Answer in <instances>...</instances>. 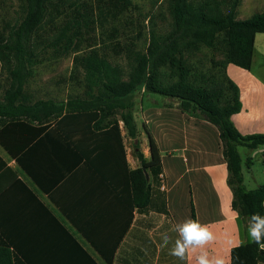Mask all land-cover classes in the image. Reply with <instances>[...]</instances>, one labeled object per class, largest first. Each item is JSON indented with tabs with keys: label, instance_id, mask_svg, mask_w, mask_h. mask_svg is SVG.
<instances>
[{
	"label": "crops",
	"instance_id": "obj_1",
	"mask_svg": "<svg viewBox=\"0 0 264 264\" xmlns=\"http://www.w3.org/2000/svg\"><path fill=\"white\" fill-rule=\"evenodd\" d=\"M260 33L255 35L250 69L233 63L225 67L241 102L231 120L243 135L264 134ZM149 98L142 123L158 146L165 184L161 189L158 175V182H151L148 207L134 208L131 216L126 182L114 179L105 165H114L116 157L103 156L100 164L97 154L90 152L94 135L88 131L62 132L54 121L35 120L19 127L18 135L10 134L14 139L6 141L12 152L0 142L5 163L0 166V239L14 246V264H108L102 253L112 250L110 264H198L202 252L210 260L223 258L230 264L231 248L252 241L247 219L231 206L217 128L198 111L183 112L177 103L156 104ZM119 128L128 167L136 168L140 162L128 142L136 144L137 138L127 136L122 122ZM238 151L243 183L247 189L255 188L264 182L252 169L256 161L264 163V145L240 146ZM141 153L149 158L147 136ZM186 221L206 227L214 239L203 248L190 249L180 260L170 250L178 238L176 225Z\"/></svg>",
	"mask_w": 264,
	"mask_h": 264
},
{
	"label": "trees",
	"instance_id": "obj_2",
	"mask_svg": "<svg viewBox=\"0 0 264 264\" xmlns=\"http://www.w3.org/2000/svg\"><path fill=\"white\" fill-rule=\"evenodd\" d=\"M67 1L21 0L23 18L7 41L0 38L1 66L2 62H13L12 67L10 64L7 67V84L0 98V142L8 147L6 140L14 139L10 134L18 135L19 127L28 126L35 120L39 124L54 121L62 132L66 128L73 132L88 131L86 134L94 135L90 152L97 154L100 164L103 156L116 157L114 165L112 162L105 165L114 172V179L126 182L131 216L134 208L142 211L148 207L151 182H158L162 167L158 146L144 124L149 158L145 159L137 152L140 165L128 167L119 122L127 136L136 139L138 128L132 112L134 93L142 90L156 93L175 99L177 108L183 112L198 111L217 128L228 171L227 183L232 192V208L248 223L253 214L264 216V182L252 189L245 187L238 151L240 146L253 149L264 145V134L243 135L234 126L231 115L240 111L241 102L237 85L225 72L228 63L250 69L255 35L264 32V10L237 19L241 0H166L172 18L170 31L159 36L151 30L148 45L142 52L126 43L119 47L127 61V71L92 48L74 58L75 67L84 73V97L71 98L65 103L32 100L25 91V82L32 72L27 67L33 56L32 37L48 17L63 10ZM99 1L104 5H98L99 12L104 13L106 8L113 16L126 11L131 4L130 0ZM77 13L78 16L71 19L73 22L65 24L53 41L58 44L66 37L67 28L73 27L72 36L65 39L66 51H77L81 28L87 27L92 20L87 13ZM202 47L211 50L221 47L223 59L216 63L221 66L220 73L212 69L208 73L197 71L192 57ZM106 161L109 160L106 158ZM0 166H5L1 159ZM143 168L150 180L146 179ZM191 215L194 218L192 205ZM13 249L14 246L0 239V264H14ZM102 254L110 264L113 250ZM260 262L264 264V249L253 241L231 248L230 264Z\"/></svg>",
	"mask_w": 264,
	"mask_h": 264
},
{
	"label": "rangeland",
	"instance_id": "obj_3",
	"mask_svg": "<svg viewBox=\"0 0 264 264\" xmlns=\"http://www.w3.org/2000/svg\"><path fill=\"white\" fill-rule=\"evenodd\" d=\"M130 1L131 4L126 11L113 16L106 8L103 10L104 13L99 12L98 5L104 7L99 0H68L59 14L48 17L32 37L33 56L27 64L32 72L25 82V91L30 94L31 99H49L57 103H65L71 98L84 97L86 89L84 73L79 67H75L76 55L85 54L94 48L127 71V61L124 53L119 51L120 46L126 43L142 52L148 45L151 30L159 36L166 35L170 31L172 18L166 0ZM239 5L241 6L237 7L238 10L240 9L238 14L236 13L237 19L248 18L254 12L264 10V0H241ZM77 12L87 13L92 20L88 22L87 27L81 28L82 35L77 51H66L65 39L72 36L73 27L67 28L66 37L58 44H54L53 41L65 24L73 22L71 19L78 16ZM23 16L21 0H0V38L3 42L8 40L11 31ZM261 38H264V32L257 36V39ZM259 47L256 45V49ZM259 51L264 53V48ZM10 54L13 55V52ZM222 59L221 47L212 50L202 47L193 54L192 62L200 73H208L211 69L220 73L221 66L216 63ZM9 64L6 62H2V66L0 64V98L7 84V67L8 65L12 67V60ZM149 97L155 99L156 104L169 101L173 106L177 103L173 98L156 93L143 90L134 93L135 104L132 112L138 127L137 144L133 140L128 142L134 156H137L136 151L141 152L144 138L147 136L142 126V109L150 103ZM136 146L138 149L135 148ZM252 169L256 175L264 178V163L256 161Z\"/></svg>",
	"mask_w": 264,
	"mask_h": 264
},
{
	"label": "clouds",
	"instance_id": "obj_4",
	"mask_svg": "<svg viewBox=\"0 0 264 264\" xmlns=\"http://www.w3.org/2000/svg\"><path fill=\"white\" fill-rule=\"evenodd\" d=\"M178 238L174 247L170 250V254L180 260H184L188 251L197 248H203L209 241L214 239L211 232L204 226L195 222H184L177 224L175 228ZM248 234L251 240L264 247L261 242L264 241V216L253 214L250 219ZM167 243L168 238H164ZM198 264H225L223 258L209 259L207 253H201L198 257Z\"/></svg>",
	"mask_w": 264,
	"mask_h": 264
},
{
	"label": "built area",
	"instance_id": "obj_5",
	"mask_svg": "<svg viewBox=\"0 0 264 264\" xmlns=\"http://www.w3.org/2000/svg\"><path fill=\"white\" fill-rule=\"evenodd\" d=\"M159 178H160V183H161L160 187H161V189H164V184L165 183H164L163 175L161 173L159 174Z\"/></svg>",
	"mask_w": 264,
	"mask_h": 264
},
{
	"label": "water",
	"instance_id": "obj_6",
	"mask_svg": "<svg viewBox=\"0 0 264 264\" xmlns=\"http://www.w3.org/2000/svg\"><path fill=\"white\" fill-rule=\"evenodd\" d=\"M143 171H144V174H145L146 179H149V175H148L147 170L145 168H143Z\"/></svg>",
	"mask_w": 264,
	"mask_h": 264
}]
</instances>
